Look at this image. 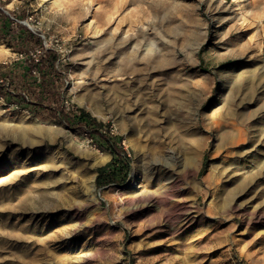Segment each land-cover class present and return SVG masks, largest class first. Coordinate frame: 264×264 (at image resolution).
<instances>
[{"label": "rangeland", "instance_id": "rangeland-1", "mask_svg": "<svg viewBox=\"0 0 264 264\" xmlns=\"http://www.w3.org/2000/svg\"><path fill=\"white\" fill-rule=\"evenodd\" d=\"M1 1L34 38L0 35V264H264V0ZM39 35L58 41L51 73L29 61ZM79 112L115 125L125 183L96 186L111 154ZM235 128L247 173L228 165Z\"/></svg>", "mask_w": 264, "mask_h": 264}, {"label": "trees", "instance_id": "trees-1", "mask_svg": "<svg viewBox=\"0 0 264 264\" xmlns=\"http://www.w3.org/2000/svg\"><path fill=\"white\" fill-rule=\"evenodd\" d=\"M3 6V1L0 0V7ZM12 22L13 21L0 10V35H2L3 38L9 35V37L13 38V40L15 39L17 43H22L30 37L34 38V36L29 34L23 27H19L16 31H13L11 27ZM42 59L43 62L40 61V63L41 66L45 65L46 71L51 73V71L55 70L57 59V54L55 52L48 51V53L41 56L40 60ZM46 71H42V69L39 70V74L42 75L43 79L41 85H44L45 78L48 75L45 73ZM67 120L74 123H82L83 127L94 130L98 137L95 141L98 147L111 154L110 160L105 165L96 169V186L101 188L111 183H125L129 178L130 157L124 151L122 145H120L119 138L116 136H107L98 132L96 128L99 124L96 123L93 118L88 117L84 112H79L75 115L73 114L70 117H67Z\"/></svg>", "mask_w": 264, "mask_h": 264}, {"label": "bare ground", "instance_id": "bare-ground-1", "mask_svg": "<svg viewBox=\"0 0 264 264\" xmlns=\"http://www.w3.org/2000/svg\"><path fill=\"white\" fill-rule=\"evenodd\" d=\"M139 58V57H138ZM127 59V58H126ZM145 59V58H143ZM130 60V59H129ZM128 60V62H129ZM138 60V59H137ZM141 61V60H140ZM139 61V62H140ZM149 61V60H148ZM136 62V61H135ZM131 62H129L130 64ZM149 63V62H148ZM137 64V63H136ZM126 65V64H125ZM128 65V63H127ZM131 66V67H130ZM128 67L131 68H135L136 65L135 63H132V65H130ZM121 68V67H120ZM138 68V66H137ZM140 68V67H139ZM122 69V68H121ZM128 70V69H127ZM132 70V69H131ZM136 71V70H135ZM140 71V69H139ZM137 71V72H139ZM129 72V71H128ZM120 73V71H119ZM130 117V116H129ZM133 118V117H132ZM121 120V119H120ZM136 120V119H134ZM121 122V121H120ZM134 122V121H133ZM123 124V123H122ZM121 124V125H122ZM134 126V125H133ZM194 126V125H193ZM219 126H221L220 123H217V127L218 128ZM220 128V127H219ZM27 129V127L25 128V130ZM26 131H29L31 132L28 133V132H19V138L20 139H23V140H26V141H29V142H32L37 136V134L35 132H32L31 130L27 129ZM235 131H237V135L233 136L230 140H228L227 142H230L231 146L230 148H227V151H226V156H230V160H235L236 163L234 164H231V163H228V165H230L229 167H234L236 168L237 170H242L244 168V171H246V173L248 172V169H245V168H249L251 167V165H253V162L255 161L254 157L255 155L252 154V148L249 149V147H247V142L246 141V136L244 137L243 136V133L245 132V129L243 128H238L236 129L235 128ZM245 134V133H244ZM186 137L188 139V142H189V145L192 146L194 149H198V144H199V138L195 135L194 133V130L192 131H187L186 132ZM129 139H131V137H129ZM224 139V136H221L220 137V141H222ZM225 141V140H224ZM246 141V142H245ZM239 148V149H237ZM225 153V152H224ZM233 153V154H232ZM236 153V155H235ZM250 154V155H249ZM190 155V154H189ZM247 156H249L250 158L246 161V159L248 158ZM105 159V158H104ZM144 161L145 159H143V171H144V174L148 177V179H152L154 178L155 176V173H153L154 170V164H155V161L153 159H150L146 161L145 165H144ZM195 161V157L194 155H190L188 156L187 158V163H189V165H191L193 162ZM142 164V163H140ZM135 166H137V164H135ZM139 166V165H138ZM190 170H193L192 168ZM168 171V170H167ZM243 172V171H242ZM135 173L134 172V178H133V181L135 183L137 177L135 176ZM157 174V172H156ZM225 175H228V178L230 176L229 174V171H226L225 172ZM249 174H246L244 176H248ZM160 177V176H159ZM207 177L208 179L212 180L213 177H214V170L213 168H211L207 174ZM190 183H192V186L195 187L196 189L199 187V183L197 182L196 178H193L191 179ZM146 195H147V198L149 199H152L153 198V193L152 191L150 190H147L146 192ZM20 206H22V208H29V204L28 203H25L23 201H21L19 203ZM257 213V212H256ZM257 215V214H256ZM230 228H233V225L231 224L230 225Z\"/></svg>", "mask_w": 264, "mask_h": 264}, {"label": "built area", "instance_id": "built-area-1", "mask_svg": "<svg viewBox=\"0 0 264 264\" xmlns=\"http://www.w3.org/2000/svg\"><path fill=\"white\" fill-rule=\"evenodd\" d=\"M0 10L6 16H8L13 22L17 20L9 13V11L7 9L0 7ZM39 36L41 38H43V43H42L40 49L37 50L35 54L30 55L31 57L29 60V61L33 60L34 63L39 61V55H44V54L48 53V51H52V50L56 51L55 46L57 45V42H58L57 40H55V45H53V43L48 42L45 39L44 35H39ZM19 57L23 58L21 54ZM60 60H61L60 57H57L56 62H59ZM3 63L5 64L6 61H4ZM31 72L33 73L32 75H33L34 79H36L37 81H40L39 71L38 70H32ZM8 85H9L8 79L6 77L0 76V104H5V102H6V99H7L6 93L1 92V90L5 86H8ZM96 129L98 132L105 134L107 136H115L116 135V127L113 123H111V124H99ZM92 131L93 130L91 128H85V135H84L85 137L83 138V142L86 143L87 145L95 146V144H94L95 141L93 138ZM96 148L98 149L99 147H96Z\"/></svg>", "mask_w": 264, "mask_h": 264}]
</instances>
